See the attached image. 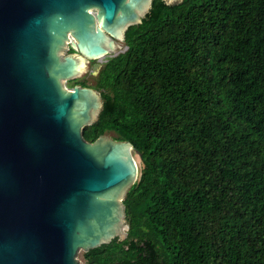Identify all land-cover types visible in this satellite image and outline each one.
<instances>
[{
  "label": "trees",
  "instance_id": "obj_1",
  "mask_svg": "<svg viewBox=\"0 0 264 264\" xmlns=\"http://www.w3.org/2000/svg\"><path fill=\"white\" fill-rule=\"evenodd\" d=\"M124 43L83 136L131 142L140 175L86 264H264V0H152Z\"/></svg>",
  "mask_w": 264,
  "mask_h": 264
},
{
  "label": "water",
  "instance_id": "obj_2",
  "mask_svg": "<svg viewBox=\"0 0 264 264\" xmlns=\"http://www.w3.org/2000/svg\"><path fill=\"white\" fill-rule=\"evenodd\" d=\"M151 3L0 0V264H82L80 247L123 232L139 153L129 141L84 138L103 104L91 88L65 86L85 60L64 53L71 39L90 56L118 49L105 30L123 40Z\"/></svg>",
  "mask_w": 264,
  "mask_h": 264
},
{
  "label": "rangeland",
  "instance_id": "obj_3",
  "mask_svg": "<svg viewBox=\"0 0 264 264\" xmlns=\"http://www.w3.org/2000/svg\"><path fill=\"white\" fill-rule=\"evenodd\" d=\"M149 9H150V7H149ZM148 9V10H149ZM148 10L145 12V14H144V16L146 15V13L148 12ZM106 31V30H105ZM111 37V36H110ZM116 42H118L119 44H120V47L118 48V49H116V50H114V51H112V52H110V51H108V55H105V56H103L102 57V63H105L106 62V60L108 59V58H110V57H113L115 54H118V53H120V52H123V51H125L126 49H127V46H126V44L124 43V39L123 40H121V39H117V40H115ZM69 46V45H68ZM77 50V49H76ZM75 51V50H74ZM74 53H78V54H80V55H82V53H80V52H78V51H75ZM72 54V53H71ZM70 55V54H69ZM64 56H67V52L66 53H64ZM93 67L92 66H90L89 65V67L87 68V70L85 71V74L84 75H86V77L84 76L83 77V79H87L88 81H89V83L91 84V87H93V92L94 93H96V95L99 97V100H100V92L99 91H97L95 88H94V86H93V84H94V79H93ZM81 76L82 75H78V76H76V77H72L71 79H68V80H66L65 81V86H67L68 88H72L73 87V85L76 83L75 82V79H77V77L78 78H81ZM82 79V78H81ZM71 80H74L73 82L71 81ZM104 136H108V137H110V138H112V139H115V136H116V134L114 133V132H107L106 134H104ZM134 156H135V159H136V162H137V164H138V166H139V170H140V167H141V160H140V158H139V155L136 153V152H134ZM139 175H140V172H139ZM139 178V177H138ZM125 195H126V192H125V194L123 195V197L121 198V203H122V208H123V210H124V204H123V201H122V199H124L125 198ZM123 215H124V230H123V232L119 235H117V237H119V239H124L125 237H126V235H127V228H128V223H127V220H126V217H125V213H124V211H123ZM84 253H85V249L83 248V247H80L79 248V250H78V252H77V254H76V258H77V260L78 261H80L82 264H86V262H85V259H84Z\"/></svg>",
  "mask_w": 264,
  "mask_h": 264
},
{
  "label": "flooded vegetation",
  "instance_id": "obj_4",
  "mask_svg": "<svg viewBox=\"0 0 264 264\" xmlns=\"http://www.w3.org/2000/svg\"><path fill=\"white\" fill-rule=\"evenodd\" d=\"M105 34H106V36H111V39H113L114 41L115 40H117L118 39V37L117 36H114V35H112L110 32H108V31H105ZM108 42V41H107ZM67 44L69 45L68 46V48H67V55H69V54H71V53H74L75 51H78V52H80V53H82V55H81V57L85 60V62H84V65L81 67V69L83 68V69H85V67H87V66H92L93 67V79H94V84L96 83V78L98 77V75H99V73H100V71H101V69H102V67H103V65L108 61V59L106 60V62L105 63H102V57L103 56H105V55H108V53L107 54H105V55H98V56H90V55H88V54H86L84 51H82V50H80L79 48H76V47H74L73 46V44H72V39L69 41H67ZM77 49V50H76ZM75 50V51H74ZM121 53V52H120ZM119 54V53H118ZM118 54H115V55H118ZM114 55V56H115ZM80 62V61H79ZM81 69H79L78 71H77V73L81 70ZM82 69V71H81V78H78L77 77V81H75L76 83L73 85V87H75V86H79V87H88V88H91V89H93V87H91V84L89 83V81L87 80V79H83V77L85 76L86 77V75H84L85 74V70H83ZM71 79V78H70ZM84 83L85 84H87V86H84ZM94 84H93V86H94ZM72 87V88H73ZM101 96V95H100ZM100 100H101V102H102V104H103V99H102V97H100ZM101 111V110H100ZM100 111H99V113H100ZM99 115V114H98Z\"/></svg>",
  "mask_w": 264,
  "mask_h": 264
},
{
  "label": "bare ground",
  "instance_id": "obj_5",
  "mask_svg": "<svg viewBox=\"0 0 264 264\" xmlns=\"http://www.w3.org/2000/svg\"><path fill=\"white\" fill-rule=\"evenodd\" d=\"M129 150V149H128ZM129 152V151H128Z\"/></svg>",
  "mask_w": 264,
  "mask_h": 264
}]
</instances>
